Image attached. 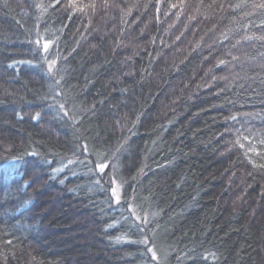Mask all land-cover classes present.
<instances>
[{
  "label": "trees",
  "instance_id": "obj_1",
  "mask_svg": "<svg viewBox=\"0 0 264 264\" xmlns=\"http://www.w3.org/2000/svg\"><path fill=\"white\" fill-rule=\"evenodd\" d=\"M0 264H264V0H0Z\"/></svg>",
  "mask_w": 264,
  "mask_h": 264
},
{
  "label": "snow or ice",
  "instance_id": "obj_2",
  "mask_svg": "<svg viewBox=\"0 0 264 264\" xmlns=\"http://www.w3.org/2000/svg\"><path fill=\"white\" fill-rule=\"evenodd\" d=\"M48 47H49V44L46 42V43L44 44V48H45V50H47ZM53 63H55V62L53 61ZM233 119H234V117H233ZM104 168H105V165H99V171H100L101 173L104 171ZM113 196H115L117 199H119V193H118V191H117L116 188H113ZM149 251H152V250L149 249ZM153 259H156L155 253H153Z\"/></svg>",
  "mask_w": 264,
  "mask_h": 264
}]
</instances>
